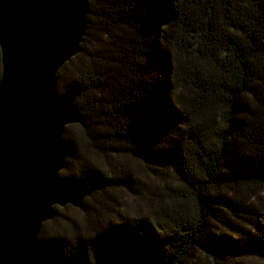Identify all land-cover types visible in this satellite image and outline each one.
<instances>
[{
    "label": "trees",
    "instance_id": "16d2710c",
    "mask_svg": "<svg viewBox=\"0 0 264 264\" xmlns=\"http://www.w3.org/2000/svg\"><path fill=\"white\" fill-rule=\"evenodd\" d=\"M57 92L86 118L76 147L66 130L61 178L148 204L96 236L94 215L52 227L56 207L42 245L84 264H264V0H91ZM141 169L161 193L143 192Z\"/></svg>",
    "mask_w": 264,
    "mask_h": 264
},
{
    "label": "water",
    "instance_id": "95a60500",
    "mask_svg": "<svg viewBox=\"0 0 264 264\" xmlns=\"http://www.w3.org/2000/svg\"><path fill=\"white\" fill-rule=\"evenodd\" d=\"M91 0H0V264H84L39 241L56 207L91 188L65 181L68 126H86L58 73L82 52ZM174 260L150 264H173ZM108 264V263H102Z\"/></svg>",
    "mask_w": 264,
    "mask_h": 264
},
{
    "label": "rangeland",
    "instance_id": "374dc122",
    "mask_svg": "<svg viewBox=\"0 0 264 264\" xmlns=\"http://www.w3.org/2000/svg\"><path fill=\"white\" fill-rule=\"evenodd\" d=\"M0 75H2V61L0 58ZM71 127V142L74 147H76V139L81 134L79 124H73ZM69 127V126H68ZM95 157V155H93ZM93 157L94 161L95 158ZM104 159L103 163L106 166H117L119 169H123V167L129 163L125 158L118 159H110L109 161ZM76 165V164H75ZM74 165V166H75ZM135 167L134 169H136ZM137 175L140 174L144 182L143 192L149 195L151 194H159L162 192L161 183H159L158 179L148 170H140L139 174L135 172ZM67 174L69 176H80V172L77 168L73 167L72 169L67 170ZM86 175V174H85ZM87 183L94 185L93 180L90 176H86ZM148 204L147 199L141 198V196H135L127 190H111V191H99L96 190L94 194L88 196L85 199L83 208H76L73 205H67L65 207H58L62 210L61 215L59 217L58 224H52V227L60 228L66 227V229H71V225L77 223L78 226L84 231L87 227V217L93 216L95 217V225L92 227V231L89 233L90 236L99 234L103 232L108 226V220L112 215L115 220L122 219L120 217L121 214L130 213L133 214L134 210L138 209V207L146 208ZM108 209L111 210L113 214H109ZM107 212L108 215L104 218H99V212Z\"/></svg>",
    "mask_w": 264,
    "mask_h": 264
}]
</instances>
